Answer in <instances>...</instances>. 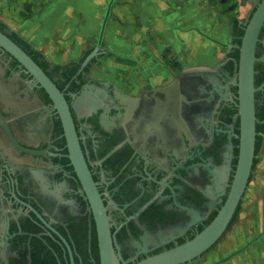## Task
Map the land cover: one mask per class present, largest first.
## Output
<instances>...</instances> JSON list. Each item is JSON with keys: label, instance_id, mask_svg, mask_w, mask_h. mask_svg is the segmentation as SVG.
I'll return each mask as SVG.
<instances>
[{"label": "flooded vegetation", "instance_id": "obj_1", "mask_svg": "<svg viewBox=\"0 0 264 264\" xmlns=\"http://www.w3.org/2000/svg\"><path fill=\"white\" fill-rule=\"evenodd\" d=\"M119 1L114 0L106 26ZM262 1L230 0L222 39L213 32L215 16L205 24L202 9L198 23L185 20L182 26H168L199 36L197 54L182 46L176 52L165 49L162 59L170 77L154 81L161 67L156 64L136 96L125 93L117 78L93 74L104 55L133 60L107 48L104 36L102 53L88 69L79 70L80 64L73 70L77 60L54 64L41 53L48 66L43 69L42 60L34 62L68 104L83 173L76 168L47 92L13 58L0 53L5 111L0 118V264H99L93 190L104 206L122 264L181 245L215 218L239 158L238 46ZM127 3L122 0L117 7ZM194 3L187 1L188 13ZM204 41L218 47L221 57L215 60L212 53L213 62L205 63L198 54ZM254 56L255 144L248 182L222 236L186 264H203L201 258L233 227L246 205L255 168L264 162V18ZM125 95L134 98L128 110L122 107ZM261 238L264 224L259 234L226 257L247 249L256 252L253 244Z\"/></svg>", "mask_w": 264, "mask_h": 264}, {"label": "crops", "instance_id": "obj_2", "mask_svg": "<svg viewBox=\"0 0 264 264\" xmlns=\"http://www.w3.org/2000/svg\"><path fill=\"white\" fill-rule=\"evenodd\" d=\"M187 1L144 0L143 5L140 2L122 9L114 8L106 26L104 42L111 51L133 59L112 56L108 59L111 60L108 62H117V79L128 95L136 96L156 64L161 67L154 81L170 77L162 59L165 49L176 52L178 46H182L189 54H197L195 47L199 36L174 31L168 26H182L185 20L191 24L198 23L200 9L205 24L208 19L211 23L214 15L210 17L205 5L199 8L195 4L191 5L192 10L188 13ZM102 17L101 4L93 0H0V22L47 60L58 65L79 60L92 49ZM226 26V19H221L214 27L213 32L218 39L223 38L222 30L225 31ZM201 45L198 54L205 63L213 62L212 53H215V60L221 57L222 51L218 47L205 41ZM93 72L97 70L94 68Z\"/></svg>", "mask_w": 264, "mask_h": 264}, {"label": "water", "instance_id": "obj_3", "mask_svg": "<svg viewBox=\"0 0 264 264\" xmlns=\"http://www.w3.org/2000/svg\"><path fill=\"white\" fill-rule=\"evenodd\" d=\"M113 2L114 0L108 1L100 24L96 45L83 59L79 70L83 69L93 58L98 57L102 53L101 44ZM263 18L264 0L252 14L244 29L241 43L238 46L237 87L240 117L239 158L234 179L223 206L218 211L215 218L192 239L169 250L147 256L133 264H186L209 250L226 230L244 192L253 164L255 144L254 92L256 91L253 80L254 62L256 60L254 50L257 34ZM206 37L222 45L220 41L213 40L209 36ZM0 53H6L13 58L25 72L33 78L36 84L47 92L62 122L68 148L72 152V158L75 159L76 168L80 173L85 172L86 167L82 161L74 124L68 109V104L62 93L33 59L1 31ZM124 97L122 107L128 110L127 105H129V102H133L134 98L127 95ZM2 105L3 95L0 93V118H4L5 113L4 109L1 107ZM92 195V208L98 236L99 264H122L120 254L116 252V250L119 251V247L113 244L104 206L100 202L95 190H93ZM237 252L238 251L213 264L224 262ZM122 262L125 263V261Z\"/></svg>", "mask_w": 264, "mask_h": 264}, {"label": "rangeland", "instance_id": "obj_4", "mask_svg": "<svg viewBox=\"0 0 264 264\" xmlns=\"http://www.w3.org/2000/svg\"><path fill=\"white\" fill-rule=\"evenodd\" d=\"M93 1L94 3L98 1L99 4H101V10L103 14L105 10V5L107 4L108 0H93ZM121 1L122 0L119 1V4L121 3ZM125 1L127 2L130 1L131 4L127 3V5H124V7L125 6L130 7L132 5L133 0H125ZM136 1H140L141 5H143L144 3V0H136ZM193 1L195 2L194 3L195 5L197 3L198 7H199L198 5L199 3L200 5L203 6L205 5L204 7L206 9V12L210 11L209 12L210 17L211 15H214L215 17L218 18L216 19L215 23H220L221 19H226V21H228L229 17L231 16L230 15L231 13H221L219 10L213 9L209 5L207 0H193ZM119 4H116V7ZM237 15L239 17H242L244 15V12L243 11L237 12ZM206 27H208V25H206ZM97 35L98 32L96 36ZM110 57L111 56L104 55L96 62L94 68L97 70V72H94L93 73L94 75L95 74L98 75L97 77H101V75H103L106 77H113L115 79L117 78L118 74L115 68L117 62L113 60L112 62H108L111 61L108 60L110 59ZM101 60L103 62H101ZM263 148H264V141H263ZM262 166L264 167V162L259 161L254 171L253 180L249 186L246 203H244L246 205L243 206V211L241 212L240 216H238L236 223L233 225V227L230 230H228L225 233L222 239L207 254H205L201 258V263L205 264L212 261L222 260L224 257H226V255H228L232 251L243 247L248 239H250L254 235L259 234L262 231L264 224V168L260 170V167ZM253 245L254 247L257 248L256 252L250 249L244 250L221 264H264V238L257 240ZM190 264H194V262Z\"/></svg>", "mask_w": 264, "mask_h": 264}, {"label": "trees", "instance_id": "obj_5", "mask_svg": "<svg viewBox=\"0 0 264 264\" xmlns=\"http://www.w3.org/2000/svg\"><path fill=\"white\" fill-rule=\"evenodd\" d=\"M209 5L213 8V9H217L219 10L221 13H229L231 7L229 6L230 0H207ZM0 31L3 32L4 34H6L10 39H12L16 44H18L32 59L33 61H35L37 64H40V60H42L41 62V66L46 68L48 66V62L43 58L42 54L35 50L32 46H30L28 43H26L25 41H23L16 33L10 31L3 23L0 22ZM91 52V50L87 51L85 53V55L77 60L76 62H73L72 65V69L76 70L79 65L82 63L83 59L87 56V54H89ZM165 57H166V53H164ZM167 59V57H166ZM95 58H93L90 63L87 65L86 69L90 68L91 65L94 64L95 62ZM169 63L171 62L170 60H167ZM63 68H69V66H55V69H63Z\"/></svg>", "mask_w": 264, "mask_h": 264}]
</instances>
